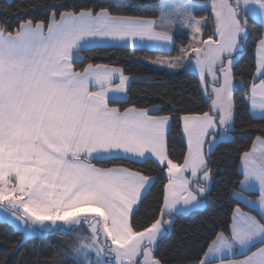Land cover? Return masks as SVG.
Listing matches in <instances>:
<instances>
[{
    "label": "snow or ice",
    "instance_id": "6c2138e0",
    "mask_svg": "<svg viewBox=\"0 0 264 264\" xmlns=\"http://www.w3.org/2000/svg\"><path fill=\"white\" fill-rule=\"evenodd\" d=\"M142 7L137 0H21L14 11L0 9V207L26 236L76 230L78 264H264V124L250 121L240 130L259 134L239 153L233 187L251 210L237 205L230 228L217 232L196 259L185 254V239L161 251L175 214L206 206L213 146L221 136L235 142L229 134L237 127V91L251 113L264 116V0L166 2L152 15L140 13ZM38 11L43 18L31 14ZM249 19L260 23L250 83L236 72ZM209 24L213 31L202 39ZM178 26L188 30V43L175 56L146 62L173 74L192 68L207 110L183 106L167 92L161 95L170 110L129 103L131 81L151 77L88 55L117 47L170 49ZM174 122L186 142L182 163L169 150ZM157 169L166 181L160 206L142 224L137 213ZM237 247L243 258L226 259Z\"/></svg>",
    "mask_w": 264,
    "mask_h": 264
},
{
    "label": "trees",
    "instance_id": "16d2710c",
    "mask_svg": "<svg viewBox=\"0 0 264 264\" xmlns=\"http://www.w3.org/2000/svg\"><path fill=\"white\" fill-rule=\"evenodd\" d=\"M21 0H0V9L7 8L14 11ZM69 2H85V0H69ZM103 2V0H97ZM143 7L139 12L145 15L158 14L162 0H137ZM208 13V12H207ZM37 18H43L44 12L38 11L31 13ZM15 22V19L14 21ZM250 35L247 39V45L241 51L236 67L239 76L242 75L250 83L249 64L252 62L253 42L260 29V23L249 19ZM208 35L212 33V25L208 27ZM189 39L178 35L177 43L186 45ZM176 44L174 50L170 53L151 50L148 48H107L88 53L93 57L96 63H109L122 66L126 72L135 77H151L149 80L136 79L129 85L128 99L129 103H135L137 106L160 105L166 110H170L172 105L168 104L167 97L162 93H169L174 96L186 107H200L207 110L204 102L199 97L201 95L197 75L192 72L179 74H169L155 71L144 62L145 59L154 58L160 55L172 56L177 54ZM242 91L236 93L237 119L236 130L231 133L232 140L220 141L212 151V169L213 179L211 189L206 196L207 206L203 210L194 211L190 214L175 215V225L171 229V239L165 241L161 251H166L180 239L188 241L185 254L191 259H196L201 254V249L215 237V234L221 230L230 228L232 214L237 205L243 209L251 210L245 204L234 197L235 191L240 189L233 187L237 182V173L240 169L239 153L245 147H250L251 141L259 134L256 128L240 130L242 122H251L254 125L264 124V117L255 118L250 110L241 102ZM127 106V105H123ZM181 104H177V110ZM177 115V112L173 113ZM169 150L173 158L182 163V156L186 151V142L182 136V130L177 122L173 123L169 135ZM134 168L142 167L141 164L131 165ZM146 167V166H145ZM157 177L155 187L148 194L145 207L137 213V219L140 223H146L145 216L152 213L149 210L158 208V194L162 190V181L159 169L154 173ZM76 244L73 234H62L61 231H50L45 235L25 238L22 231L17 230L11 223L0 220V264H45L47 260H55L57 264H78V260L71 255Z\"/></svg>",
    "mask_w": 264,
    "mask_h": 264
},
{
    "label": "rangeland",
    "instance_id": "374dc122",
    "mask_svg": "<svg viewBox=\"0 0 264 264\" xmlns=\"http://www.w3.org/2000/svg\"><path fill=\"white\" fill-rule=\"evenodd\" d=\"M169 3V4H172V5H176V4H178V3H180L181 2V0H162V2H161V5L162 4H164V3ZM197 15L198 16H206V15H208V13H207V11H199L198 13H197ZM257 22H259V21H257ZM249 23V22H248ZM211 24H209L206 28H205V31H204V33H203V35H202V39H207V37H208V32H209V30H208V27L210 26ZM213 31V30H212ZM176 34H177V36L178 35H181V36H184V37H187L188 39H190V34H189V32H188V30L187 29H184V28H181V27H177V29H176ZM211 35V34H210ZM249 38V37H248ZM177 45L178 46H180L181 45V43H177ZM148 49H151V50H156V51H161V52H164V53H170V52H172L173 50H174V47H172V48H170V49H156V48H154V47H152L151 45H148V46H146ZM243 49V48H242ZM242 51V50H241ZM177 55V54H176ZM193 55H195V54H193ZM160 56H162V55H160ZM163 56H165V55H163ZM175 56V55H174ZM241 55H239V56H237V60L239 59V57H240ZM146 60L147 59H145L144 60V62L146 63V64H148L147 62H146ZM152 69H154L155 71H160V72H163V73H169V74H173V73H170L167 69H163V68H156L155 66H153V65H150V64H148ZM184 72H192V73H195L196 74V72L192 69V68H189V69H187V70H185V71H182L181 73H184ZM197 75V74H196ZM261 118V117H260ZM231 137H232V134L230 133L229 134ZM223 140H226V141H229V139L228 138H226V137H223V136H221V138H218L217 139V142H216V144L213 146V149L216 147V145L220 142V141H223ZM213 149H212V151H213ZM184 175L185 176H188V175H190L189 173H184ZM212 184V183H211ZM240 191H235L234 193H239ZM245 197H247L248 199H256V194H251V193H249V192H244V193H242ZM234 197H235V195H234ZM204 200H205V205L207 206V201H206V197L204 198ZM240 202H242L243 204H245L247 207H249L250 209H251V205H248V204H246L243 200H240ZM206 206L205 207H202V208H199V209H194L195 211L196 210H203V209H205L206 208ZM240 208L242 209V210H244V211H249V210H246V209H243L242 208V206H240ZM194 210H190L188 213H186V214H189V213H191L192 211H194ZM252 214H256V212L255 211H253L252 212ZM175 215H177V214H175ZM165 220H168L169 219V217L168 216H164L163 217ZM174 219H175V216H174ZM0 220H2V221H7V222H9V221H11L14 225H15V228L17 229V230H19V229H21L22 230V232L24 233V229L18 224V223H16L15 222V220L11 217V215L10 214H5L4 213V211H3V208L2 207H0ZM10 223V222H9ZM20 230V231H21ZM50 231H52L51 229L50 230H48V231H46V232H43V233H35V234H33V235H31V236H26L25 234V238H29V237H34V236H38V235H45L47 232H50ZM53 231H57V230H53ZM79 234L80 235H89V233L87 232V231H85V229L84 228H79ZM68 233H70V234H73V237L75 238V236L77 235V231L76 230H68ZM76 243H78L77 241H76ZM237 251H243L242 249H240V248H236L235 250H234V252L233 253H236ZM71 255L75 258V259H77V257H76V255H75V253H74V251H71ZM243 256H244V254L243 255H241V256H239V257H242L243 258ZM93 259H95V256L93 255V257H92ZM235 258H238V257H235ZM78 260V259H77ZM236 260H240V259H236Z\"/></svg>",
    "mask_w": 264,
    "mask_h": 264
},
{
    "label": "crops",
    "instance_id": "0c3cea01",
    "mask_svg": "<svg viewBox=\"0 0 264 264\" xmlns=\"http://www.w3.org/2000/svg\"><path fill=\"white\" fill-rule=\"evenodd\" d=\"M146 46H148V45H145V46H143V47H137V48H147ZM251 112V111H250ZM252 115L255 117V118H262V117H264V116H262L260 113H255V114H253L252 113ZM195 211V210H194ZM194 211H192V212H194ZM196 211H198V210H196ZM191 212V213H192ZM190 214V213H189ZM14 227H15V225L11 222V221H9ZM19 230H21V229H19ZM22 231V230H21ZM53 231V230H52ZM244 254V250L243 251H237L236 253H232L231 254V256H229V257H225L226 259H234V260H236V259H242V257H239V256H241V255H243ZM235 257H238V258H235Z\"/></svg>",
    "mask_w": 264,
    "mask_h": 264
}]
</instances>
